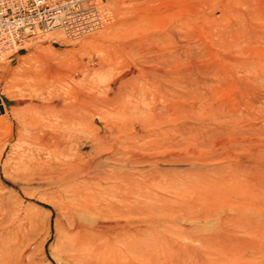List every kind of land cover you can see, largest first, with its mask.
I'll use <instances>...</instances> for the list:
<instances>
[{
  "label": "rangeland",
  "instance_id": "1",
  "mask_svg": "<svg viewBox=\"0 0 264 264\" xmlns=\"http://www.w3.org/2000/svg\"><path fill=\"white\" fill-rule=\"evenodd\" d=\"M100 7L0 61V264H264V0Z\"/></svg>",
  "mask_w": 264,
  "mask_h": 264
},
{
  "label": "built area",
  "instance_id": "2",
  "mask_svg": "<svg viewBox=\"0 0 264 264\" xmlns=\"http://www.w3.org/2000/svg\"><path fill=\"white\" fill-rule=\"evenodd\" d=\"M105 0H0V61L61 31L79 39L111 21Z\"/></svg>",
  "mask_w": 264,
  "mask_h": 264
},
{
  "label": "bare ground",
  "instance_id": "3",
  "mask_svg": "<svg viewBox=\"0 0 264 264\" xmlns=\"http://www.w3.org/2000/svg\"><path fill=\"white\" fill-rule=\"evenodd\" d=\"M57 34V33H56ZM50 147V146H49ZM131 148V147H130ZM157 149V148H156ZM159 149V148H158ZM49 150V149H48ZM135 150V149H134ZM168 150V149H167ZM128 151V150H127ZM144 152V151H143ZM132 153V152H131ZM115 154V153H114ZM126 154V153H125ZM133 154V153H132ZM167 154V153H166ZM171 154V153H170ZM147 155V154H145ZM134 156V155H133ZM136 156V155H135ZM138 156V155H137ZM139 157V156H138ZM148 158H150L149 156H147ZM146 157V158H147ZM160 157V156H159ZM147 158V159H148ZM152 158V156H151ZM176 158V157H175ZM128 159V158H127ZM130 159V158H129ZM139 159V158H138ZM182 159V158H181ZM137 160V159H136ZM140 160V159H139ZM145 160V159H144ZM151 160V159H149ZM147 160V161H149ZM120 161V160H119ZM134 161V160H133ZM146 161V162H147ZM128 162V161H127ZM142 162V161H141ZM175 162V161H174ZM140 163V162H139ZM165 163V162H164ZM135 164V163H134ZM133 164V165H134ZM175 164V163H174ZM137 165V163L135 164ZM141 165V164H140ZM165 165V164H164ZM132 166V165H131ZM139 166V164L137 165ZM162 166V165H161ZM248 166V165H247ZM246 166V167H247ZM43 167V166H42ZM41 168V167H40ZM128 168V167H127ZM144 168V167H143ZM151 170V169H150ZM115 171V170H114ZM35 172V171H34ZM128 173V172H127ZM30 174V173H29ZM73 174V173H72ZM156 174V173H155ZM34 175V174H33ZM144 175V174H143ZM171 175V174H170ZM174 175V174H173ZM26 176V175H25ZM82 176V175H81ZM79 177V176H78ZM109 177V176H108ZM76 178V177H75ZM128 179H132V175L130 174L128 177ZM152 178V177H151ZM165 180V179H164ZM142 182V181H141ZM149 182V181H148ZM133 184V183H132ZM79 185V184H78ZM81 187V186H80ZM78 189V188H77ZM81 190V189H80ZM133 193V192H132ZM87 200V199H86ZM89 200V199H88ZM88 202V201H87ZM87 206V205H86ZM80 207V206H79ZM93 207V206H92ZM82 208V207H81ZM95 210V208H94ZM107 211V210H106ZM105 212V211H104ZM100 214V213H99ZM229 219V218H228ZM3 222V221H2ZM114 222V221H113ZM1 224V223H0ZM127 224V223H126ZM130 225V224H129ZM129 225L128 226H125V225H122V224H118V225H115V226H111V228L109 229H113V230H116V231H125L126 233H130V228H129ZM5 227V226H4ZM7 227V226H6ZM102 227V226H101ZM98 228V227H97ZM76 233L78 235V239L73 243V245L70 247L71 248V252L73 253L71 256V258L76 261V263H79V264H93L91 262V258H92V254L91 253H87L86 252V247L93 243L92 239H90V237H87L85 238L84 237V231H83V228L81 225H77L76 228ZM102 230V229H101ZM106 230V229H105ZM104 230V231H105ZM119 233V232H118ZM74 234V236H75ZM106 236V235H105ZM77 237V236H76ZM118 241V240H117ZM95 242V241H94ZM9 244V243H8ZM71 245V244H70ZM91 248V246H90Z\"/></svg>",
  "mask_w": 264,
  "mask_h": 264
},
{
  "label": "water",
  "instance_id": "4",
  "mask_svg": "<svg viewBox=\"0 0 264 264\" xmlns=\"http://www.w3.org/2000/svg\"><path fill=\"white\" fill-rule=\"evenodd\" d=\"M0 111L4 112V107L2 106V102L0 101Z\"/></svg>",
  "mask_w": 264,
  "mask_h": 264
}]
</instances>
